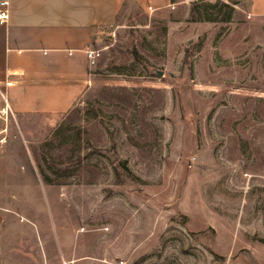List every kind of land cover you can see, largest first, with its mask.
Segmentation results:
<instances>
[{
    "label": "rangeland",
    "instance_id": "374dc122",
    "mask_svg": "<svg viewBox=\"0 0 264 264\" xmlns=\"http://www.w3.org/2000/svg\"><path fill=\"white\" fill-rule=\"evenodd\" d=\"M93 49L69 112L0 117L3 264H264V15L128 2Z\"/></svg>",
    "mask_w": 264,
    "mask_h": 264
},
{
    "label": "crops",
    "instance_id": "0c3cea01",
    "mask_svg": "<svg viewBox=\"0 0 264 264\" xmlns=\"http://www.w3.org/2000/svg\"><path fill=\"white\" fill-rule=\"evenodd\" d=\"M0 23V90L15 115H60L87 93L93 64L87 54L101 26L116 22L128 2L163 9L172 0H9ZM264 15V0H252ZM1 132V130H0ZM3 214L0 212V264Z\"/></svg>",
    "mask_w": 264,
    "mask_h": 264
},
{
    "label": "built area",
    "instance_id": "2783aa9c",
    "mask_svg": "<svg viewBox=\"0 0 264 264\" xmlns=\"http://www.w3.org/2000/svg\"><path fill=\"white\" fill-rule=\"evenodd\" d=\"M150 10H153L152 7L149 8ZM10 17V1L9 0H0V23L6 22ZM87 54L90 58V61L92 64L96 63V60L99 56V51L96 49H89L87 51ZM6 102L5 104L0 107V117L3 119H7L11 112V106L5 98Z\"/></svg>",
    "mask_w": 264,
    "mask_h": 264
},
{
    "label": "water",
    "instance_id": "95a60500",
    "mask_svg": "<svg viewBox=\"0 0 264 264\" xmlns=\"http://www.w3.org/2000/svg\"><path fill=\"white\" fill-rule=\"evenodd\" d=\"M159 73H160V74H162V72H161V71H160Z\"/></svg>",
    "mask_w": 264,
    "mask_h": 264
}]
</instances>
